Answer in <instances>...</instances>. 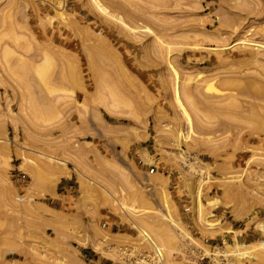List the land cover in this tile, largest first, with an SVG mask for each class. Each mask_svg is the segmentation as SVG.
<instances>
[{"label":"rangeland","instance_id":"374dc122","mask_svg":"<svg viewBox=\"0 0 264 264\" xmlns=\"http://www.w3.org/2000/svg\"><path fill=\"white\" fill-rule=\"evenodd\" d=\"M92 1L0 0V264H260L264 0Z\"/></svg>","mask_w":264,"mask_h":264},{"label":"bare ground","instance_id":"6f19581e","mask_svg":"<svg viewBox=\"0 0 264 264\" xmlns=\"http://www.w3.org/2000/svg\"><path fill=\"white\" fill-rule=\"evenodd\" d=\"M91 1H92V0H91ZM92 2H93V4L95 5V7L97 8V11H98L99 13H103V15H105L106 17H109V18H110V17H111V18H116V19L119 21V23H122V24H123L124 28L126 27V28H128V29H130V30L133 29V28H132V29L129 28L130 26L128 27V26L124 23L123 19H121L120 17L117 18L116 16L112 15L113 13L111 14L109 11H107V8L103 7L102 4H101V2H100L99 0H93ZM92 2H91V3H92ZM65 3H66V2H65ZM62 4H63V2H61V1L58 2V5H59V6H62ZM93 4H92V7H93ZM63 6H64V5H63ZM95 7H93V8H95ZM89 11H90V10H89ZM100 11H101V12H100ZM92 13H93V12H92ZM63 15H64L63 12H62L60 15L58 14V17L60 16L59 18H60L62 21H63V19H62L61 17H63ZM105 16H104V17H105ZM58 17H57V18H58ZM86 17H87V16H86ZM106 17H105V18H106ZM59 18H58V20H59ZM109 18H108V19L106 18V20H110ZM50 19H51V18H50ZM65 19H66V18H65ZM61 20H59V21H61ZM117 20H116V21H117ZM62 21H61V22H62ZM86 21H87V20H86ZM110 21H112V20H110ZM114 21H115V20H114ZM69 22H70V21H69ZM69 22L67 23L68 25H69ZM53 23H54V21H53ZM67 24H66V26H67V29H68V28L71 27V25L68 26ZM70 24L74 25V27H75V24L73 23V21H72V23H70ZM64 25H65V23H64ZM64 25H63V26H64ZM66 26H65V27H66ZM74 27L72 26L73 29H74ZM78 29H79L78 27H77V28L75 27L74 30H78ZM130 30H129V31H130ZM44 31H45V30H44ZM81 31H82V30H81ZM45 32H46V31H45ZM77 32H78V34H79L80 30H78ZM77 32H76V33H77ZM82 32H83V33H82V34H83L82 36H87V35H85L86 32H85V34H84V31H82ZM130 32H131V31H130ZM132 32H133V30H132ZM74 33H75V31H74ZM87 33H88V32H87ZM101 33H102V32H101ZM78 34H77V37L80 38L81 36H80V35L78 36ZM133 34H134V33H133ZM56 35H57V34H56ZM88 35H89V33H88ZM87 37H88V38H87L88 41H91L92 37H91V36H87ZM89 37L91 38L90 40H89ZM82 38H85V37H82ZM93 38H94V37H93ZM85 39H86V38H85ZM95 39H96V38H94V40H95ZM97 39H99V38H97ZM94 40H93V41H94ZM96 41H97V40H95L94 42H96ZM100 43H101V45L105 44L104 42H102V40H100ZM102 43H103V44H102ZM103 46H105V45H103ZM67 47H68V45H67ZM95 47H96V45H95ZM57 48H58V47H57ZM44 50H45V49H44ZM45 51H46V50H45ZM55 52H56V51H55ZM55 52L52 51L51 53L53 54V53H55ZM44 53H45V52L42 53L43 57H44ZM48 53H50V52H48ZM51 53H50V54H51ZM52 54H51V55H52ZM56 54H57V53H56ZM56 54H54V55H56ZM64 54H65V53H64ZM62 55H63V54H62ZM47 56H48V55H45L44 58H47V61H48V57H49V56H48V57H47ZM52 56H53V55H52ZM59 56H61V55H59ZM59 56H58V57H59ZM91 56H93V55L91 54ZM63 57H64V56H63ZM67 57H68V56H67ZM70 57H71V56H70ZM70 57H69V58H70ZM49 58H51V57H49ZM60 58H61V59H64V58H62V57H60ZM60 58H59V59H60ZM61 59H60V60H61ZM70 59H72V58H70ZM70 59H69V60H70ZM91 59H92V58H91ZM93 59L95 60V58H93ZM93 59H92V60H93ZM49 60H52V58L49 59ZM62 61H63V60H62ZM65 61H66V60H64V63H65ZM67 61H68V59H67ZM67 61H66V62H67ZM45 62H46V60H44V63H45ZM91 63H92V61H91ZM47 64H48V62H47ZM49 64H50V61H49ZM94 64H95V62H94ZM50 65H51V64H50ZM50 65H49V66H48V65L46 66L45 64H43L44 67L42 66V68H41V66H40L41 69H39V67H38V70H37L38 72L36 71V73H38L39 76H41V75H44V76H45V75H46L45 73L47 72V73H48L47 75H49V73L51 72V69H49V68H50ZM52 65H53V63H52ZM68 65H69V64H68ZM68 65H67V66H68ZM91 65H92V64H91ZM53 66H54V65H53ZM53 66H52V68L54 69ZM71 66H72V65H71ZM71 66L69 65V67H70L69 69H70V70L74 68V67L72 68ZM48 67H49V68H48ZM47 69H49L50 72H49V70H47ZM67 70H68V69H67ZM70 70H68V72H69V73H72V75L77 74L75 71L73 72V70H71V71H70ZM69 73H68V74H69ZM73 73H74V74H73ZM40 74H41V75H40ZM69 75H70V74H69ZM71 77H72V76H71ZM73 77H74L75 80H76V76H73ZM72 79H73V78H72ZM72 79H71V80H72ZM73 81H74V80H73ZM75 82H76V81H74V83H75ZM174 85H175V86H174V87H175V88H174V89H175V92H174V93H175V94H174V95H175V101H176L177 104H179V106L181 107V109H182V111H183V114L185 115V116H183V117H185V119H186V121H187L186 123L189 124V126H190V130L193 131V126H194L193 124H194V123H193V121H192V118L189 116L188 111L185 109V106L181 103V100H180L181 97H180V94H179V92H180V91H179V90H180V89H179V86L177 85V83H175ZM180 107H179V109H180ZM181 109H180V110H181ZM178 136H179V137H178L179 139H180V138H183V134H181V133H180ZM184 137H185V136H184ZM185 138H186V137H185ZM51 158H52V157H51ZM51 158L48 157V159H49L50 161H52ZM168 216H169V215H168ZM169 218H170V217H169ZM140 231H141V233L143 234L144 237H146V238H147V239H148V240H149V241H150L155 247H157V246H156V243H154V241H152V239L150 238V236L148 235V233H147L146 231H144L143 229H140ZM154 246H153V247H154ZM157 248H158V247H157ZM158 253H159L160 258H162V255H163V254L161 255V250H160V249L158 250ZM240 254H241V255H246V252H244V253H240ZM238 256H239V254H238ZM161 260H162V259H161ZM260 264H264V255L261 256Z\"/></svg>","mask_w":264,"mask_h":264}]
</instances>
